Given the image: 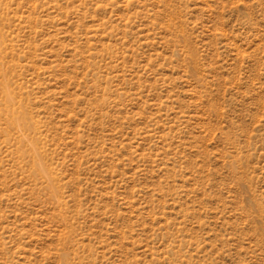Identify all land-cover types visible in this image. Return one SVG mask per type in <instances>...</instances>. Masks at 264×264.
<instances>
[{"label":"rangeland","instance_id":"374dc122","mask_svg":"<svg viewBox=\"0 0 264 264\" xmlns=\"http://www.w3.org/2000/svg\"><path fill=\"white\" fill-rule=\"evenodd\" d=\"M0 264H264V0H0Z\"/></svg>","mask_w":264,"mask_h":264}]
</instances>
